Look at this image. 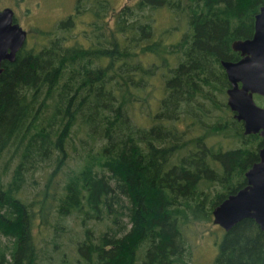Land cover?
I'll use <instances>...</instances> for the list:
<instances>
[{"label":"trees","instance_id":"16d2710c","mask_svg":"<svg viewBox=\"0 0 264 264\" xmlns=\"http://www.w3.org/2000/svg\"><path fill=\"white\" fill-rule=\"evenodd\" d=\"M169 1L76 0L2 61L0 264H196L188 227L245 185L263 145L226 102L221 60L264 0ZM166 5L185 17L171 42L152 15ZM38 171L40 196L21 194ZM216 244L210 264H264L252 218Z\"/></svg>","mask_w":264,"mask_h":264},{"label":"water","instance_id":"95a60500","mask_svg":"<svg viewBox=\"0 0 264 264\" xmlns=\"http://www.w3.org/2000/svg\"><path fill=\"white\" fill-rule=\"evenodd\" d=\"M26 39L27 30L15 20L14 10L10 6L1 8L0 73L2 61L14 60ZM231 47L239 51L240 57L221 60L230 82L226 102L234 111V117L243 121L244 133L258 132L264 139V106L254 98V94L264 96V3L255 14L253 34L234 39ZM245 178V185L213 207L212 221L229 230L248 217L264 231V144L258 151V159L245 171Z\"/></svg>","mask_w":264,"mask_h":264},{"label":"rangeland","instance_id":"374dc122","mask_svg":"<svg viewBox=\"0 0 264 264\" xmlns=\"http://www.w3.org/2000/svg\"><path fill=\"white\" fill-rule=\"evenodd\" d=\"M76 0H0V9L4 6H10L14 10L15 20L27 30L26 42L32 41L35 43L40 36H38L37 30H52L58 20L66 16L74 8ZM113 1L114 9L117 10L123 4H132L137 0H106ZM173 0H170L171 2ZM112 11V10H111ZM110 11V12H111ZM150 11V10H149ZM147 12V10H145ZM152 15L156 17V30L159 29L161 32L164 28L171 29L167 37V42L175 41L185 30V17L180 12V10H175V7L162 6L160 8H155L152 11ZM112 18L111 14L107 16ZM91 18V17H90ZM89 18V19H90ZM88 19V18H87ZM87 22L82 19H77L75 29L76 31H82L88 29ZM85 32V31H83ZM87 33V32H86ZM154 78H152L153 80ZM157 79V78H156ZM155 81V79H154ZM255 101L259 104H263L262 99L255 96ZM74 164V162H71ZM37 176V181L34 180L35 177H28L27 183L23 193L25 196L32 198L34 196H40V187L44 183V177L38 172H34ZM59 177V175H58ZM59 182L63 180L62 177L58 178ZM53 184V183H52ZM52 185H50L51 187ZM126 221V217H122ZM72 221V220H71ZM75 222H70L69 224L74 225ZM98 228L100 232L103 224L96 222L95 220L90 221ZM252 234L255 236L257 231L255 228H250ZM190 232L189 241L193 245V251L195 254L196 264H210L215 254L217 253V241L221 240L224 233V229L214 223L213 221H194L187 229ZM44 231L39 234L41 237ZM249 233V232H247ZM242 243L244 240L241 241ZM11 245V239L8 236L0 233V245ZM67 250H69L67 248Z\"/></svg>","mask_w":264,"mask_h":264},{"label":"flooded vegetation","instance_id":"af4514ba","mask_svg":"<svg viewBox=\"0 0 264 264\" xmlns=\"http://www.w3.org/2000/svg\"><path fill=\"white\" fill-rule=\"evenodd\" d=\"M263 3H264V2H263ZM263 3H262V4H263ZM262 4H261V5H262ZM261 5H260V6H261ZM258 11H259V9H258ZM258 11H257V12H258ZM257 12H256V13H257ZM256 13H255V14H256ZM254 19H255V15H254ZM253 31H254V29H253ZM252 34H253V33H252ZM239 57H240V54H239ZM255 96L258 97V98H260V99H262L263 104H259V103H258V104L264 106V96H263V95H260V94H254V98H255ZM256 102H257V101H256ZM258 134H259V133H258ZM259 135H260V134H259ZM261 137H262V136H261ZM262 138H263V137H262ZM263 144H264V139H263ZM262 146H263V145H262ZM232 227H233V226H232ZM232 227H231V228H232ZM222 228H223V227H222ZM231 228H230V229H231ZM223 229H224V228H223ZM230 229H229V230H230ZM229 230H224V232H225V231H229Z\"/></svg>","mask_w":264,"mask_h":264}]
</instances>
